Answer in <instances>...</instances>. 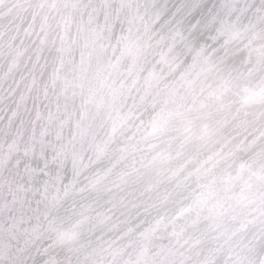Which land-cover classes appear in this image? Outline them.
<instances>
[{
    "label": "snow or ice",
    "instance_id": "6c2138e0",
    "mask_svg": "<svg viewBox=\"0 0 264 264\" xmlns=\"http://www.w3.org/2000/svg\"><path fill=\"white\" fill-rule=\"evenodd\" d=\"M0 264H264V0H0Z\"/></svg>",
    "mask_w": 264,
    "mask_h": 264
}]
</instances>
